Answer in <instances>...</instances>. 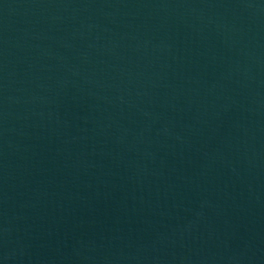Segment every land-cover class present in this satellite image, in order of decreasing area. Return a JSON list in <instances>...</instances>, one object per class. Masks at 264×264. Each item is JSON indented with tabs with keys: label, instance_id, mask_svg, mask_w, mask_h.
I'll list each match as a JSON object with an SVG mask.
<instances>
[{
	"label": "water",
	"instance_id": "water-1",
	"mask_svg": "<svg viewBox=\"0 0 264 264\" xmlns=\"http://www.w3.org/2000/svg\"><path fill=\"white\" fill-rule=\"evenodd\" d=\"M0 264H264V0H0Z\"/></svg>",
	"mask_w": 264,
	"mask_h": 264
}]
</instances>
